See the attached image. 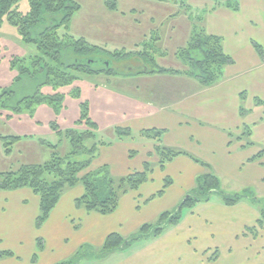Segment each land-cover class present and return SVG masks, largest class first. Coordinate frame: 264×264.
Here are the masks:
<instances>
[{
    "label": "crops",
    "instance_id": "obj_1",
    "mask_svg": "<svg viewBox=\"0 0 264 264\" xmlns=\"http://www.w3.org/2000/svg\"><path fill=\"white\" fill-rule=\"evenodd\" d=\"M238 1L236 11L221 6L208 10L206 17L208 33L222 37L223 50L232 59L224 67L219 81L205 86L180 72L113 75L108 77L118 81L122 79L121 83L127 81V92L123 90L126 95L117 98L115 94L103 93L88 101V113L97 130L114 125L113 121L97 117V111L103 108L112 112V108L118 107L120 118H127L119 122H131L138 131L163 130V143L167 147L185 150L206 162L219 177L221 188L227 192H241L264 180V58L257 55L252 45L256 42L264 51V2ZM120 17L111 19L117 21ZM149 20H153L152 17ZM90 26L97 28L92 22ZM79 36L86 38L83 34ZM168 69L177 70L174 67ZM108 98L114 99L112 108L101 102ZM241 105L243 112H240ZM146 150L152 154V144H148ZM123 154L126 156L127 153ZM143 161L135 167L139 168L137 170L146 162ZM153 170H157L161 178L155 181L151 175L138 189L121 195L117 209L111 214L101 215L77 208L74 206L77 196L71 198L68 203L70 209L63 214L64 221L58 223L60 230H67V245L73 243L76 248L81 242L92 240H98L102 245L105 236L111 232L125 237L130 231L129 225L137 228L176 206L193 187L195 176L206 169L191 157L181 154L163 168L159 167L158 158H154ZM165 177L171 178V184L162 195L150 199L162 188ZM152 186L156 188L152 189ZM27 190H0V251L9 249L14 254L16 252L3 242L9 231L12 235L23 236L25 228L28 235L32 229L35 212L29 213L32 217L29 227L24 225V212L29 201L35 198L32 195L18 196ZM36 200L37 204L38 198ZM59 204L60 199L41 226L51 242L59 230H49V223ZM141 212L148 216H140ZM138 217L140 219L135 221ZM259 217V207L246 199L224 205L215 196L185 210L180 222L160 236L113 252L102 261L107 264H260L258 261L248 263L244 256L248 246L257 242L256 253L260 261L264 257V222L257 228V237L247 232L248 227L256 226ZM31 237L35 245L36 237L34 234ZM17 241L21 244V239ZM34 245L32 252L35 251ZM30 257L22 260L15 254V257L1 258L0 264H31Z\"/></svg>",
    "mask_w": 264,
    "mask_h": 264
},
{
    "label": "rangeland",
    "instance_id": "obj_2",
    "mask_svg": "<svg viewBox=\"0 0 264 264\" xmlns=\"http://www.w3.org/2000/svg\"><path fill=\"white\" fill-rule=\"evenodd\" d=\"M74 1L80 5V9L71 19L69 25L71 34L77 37L83 34L87 41L108 51L148 52L158 66L174 67L179 71H186L188 68L184 61L186 56L184 49L191 40L194 31L199 32L204 29L207 34H210L207 30L208 20L206 19L208 10L221 6L226 7L224 5L226 0H114L116 10H109L106 7L105 0ZM235 1L239 8L238 0H230V4L233 5ZM263 2L264 0H258V3ZM19 9L22 12L27 11L28 2L26 0L20 1ZM114 16H122L123 18L120 17L117 21L116 19L114 21L111 19ZM151 17L153 20L150 21ZM90 22L97 28L90 26ZM132 37H136V39L133 40ZM220 38L222 40V48H224L223 39L222 37ZM35 55H39L35 46L22 42L16 28L7 21L3 22L0 26V173L16 171L21 165L25 164L44 163L50 159L53 151L60 155L68 154L70 142L65 137L66 130L83 131L87 129L84 123H76L80 117V103H88L89 100H93V97H99L103 93L115 94L118 98L124 94L123 90L126 93L128 89L127 81L124 84L121 83L122 79L119 81L118 79H110L106 74L78 75L74 73L79 76L78 79H75L69 85L59 87L44 84V73H37L34 77L25 76L17 80L16 77L19 72L16 68H11L13 60L15 58L19 60L25 59V64L28 66L30 57ZM120 58L119 60H112L113 66L117 67L119 65L120 67L121 65L124 68L125 65H128L131 67L130 63L132 60H139L129 56ZM15 66H18V64H15ZM76 89H79L78 98L73 96V91ZM35 93L44 95L60 93L63 95L60 110L55 111L52 106L47 104H38L34 105V110L31 113L29 110H24L19 114L13 113V107L21 105L23 101L20 102V100L24 96H31ZM113 98L103 99L101 102H106L109 105L108 108H112L111 102L114 100ZM23 105H21V108H23ZM97 112L98 114H95L97 117H101L105 121H113L114 125L103 128V130H96L95 138L85 142L87 148L95 146V157L87 170L93 171L106 166L111 178L117 182L120 178L139 169L135 167L144 159V161L151 164L152 172L150 173V178L153 175V178L156 179L155 181H158L161 177H159L157 170H153L154 158L158 157L154 150L152 154L147 153L148 151L146 150L148 144H152L154 148L156 142L153 139L144 137L141 134L142 130H135L133 123L130 122V124L128 121L119 122L121 121L120 119L126 120L127 118H120L121 110L118 107L112 108V112L110 110L105 111L103 108ZM107 112L109 113L107 114ZM110 117H113L112 120ZM3 136L21 137L13 144L7 145L10 148V153L5 152L4 141L1 140ZM160 144L167 147L163 143L162 136ZM51 145H54L55 148H52ZM123 152L127 153L126 156ZM82 157L84 156L80 155L79 159ZM140 167H142V164ZM205 171L207 172V169ZM82 173L80 176L83 175ZM200 175L195 176L194 185L189 189L188 193H194L196 178ZM168 178L171 180L170 177ZM155 188L156 186H152V189ZM247 188L249 189L248 192L251 191L250 195H256L264 200V180ZM22 189L27 190L29 188ZM29 190L18 193L20 194L18 196L32 195L35 198V200L31 199L29 201V205L27 204V207H25L28 209L24 212L25 221H23L27 227L30 226L32 218L29 213L35 212L34 224L29 235L26 233V228L23 236L12 235L9 231V235L3 241L9 245V248L13 247L15 249L16 255H19L22 260L31 256V264H57L72 259L79 247L84 244L87 248L80 254L82 258L77 264H107L102 261L103 259H94L92 257L101 247L98 240H92V242L83 241L75 248V246H72L73 243L67 245V230H60L58 226L59 222L64 221L63 214L70 209L68 205L70 199L76 196L79 197L83 192L82 185L63 191L56 215H52L53 217H51L49 223V230H59L57 231L56 239L52 242L46 230H42L41 227H34L36 216L39 213V198ZM188 193L185 194L182 200L188 196ZM37 198L38 203L36 204ZM176 206L167 210H171ZM140 216L147 217L148 214L141 212ZM139 219L138 217L135 221ZM155 221L156 218L149 221V223H154ZM131 225H129L128 229L130 231L125 237L134 233L139 227L136 228ZM18 232H21V230H18ZM33 234L36 237L35 245L32 244L34 238L31 236ZM37 238L41 239L44 250L38 249ZM19 239H21V244H18L17 240ZM261 241L259 240V242ZM256 244L258 243L255 242L248 246L244 256L248 258V263L258 261L260 264H264V257L260 261V257L256 253V249H258ZM32 245H34V252H32ZM15 254L13 252V257H15ZM34 255H36V259L38 258L37 262L34 260L35 263L32 261ZM240 256L234 255L233 257Z\"/></svg>",
    "mask_w": 264,
    "mask_h": 264
},
{
    "label": "trees",
    "instance_id": "obj_3",
    "mask_svg": "<svg viewBox=\"0 0 264 264\" xmlns=\"http://www.w3.org/2000/svg\"><path fill=\"white\" fill-rule=\"evenodd\" d=\"M22 0H0V26L7 21L16 28L22 42L35 46L39 55L30 57L28 66L25 59L15 58L11 64L12 69H17L19 74L17 80L22 77H34L37 73H44V84H50L53 87H59L71 84L78 75L106 74L128 75L131 73H161L173 72L184 73L195 78L201 85L209 86L223 76V69L232 62L229 55L225 54L222 48V40L219 36L207 34L204 29L199 32L194 31L191 40L184 49L186 52L187 65L186 71H179L159 67L152 55L146 52L133 51H108L96 44H92L85 38L74 36L69 32V25L74 14L80 9V5L74 0H26L28 9L25 12L20 11L19 3ZM106 7L109 10H116L114 0H105ZM226 7L236 11L238 4H230L226 0ZM257 55L263 59L264 51L256 42H252ZM129 56L138 58L132 60L129 67L125 65L113 66L112 60H119L120 57ZM24 63V64H23ZM108 63V65H106ZM18 64V66H15ZM138 66V67H137ZM73 96L79 97V89L73 91ZM63 95L54 94H33L24 96L20 102L21 105L13 107V113L19 114L24 110L31 113L34 105L47 104L52 106L55 111L60 110ZM80 117L76 123H84L87 129L83 131L66 130L65 137L70 142V151L66 155H60L52 152L48 161L41 164L21 165L16 171L0 173V190L11 191L21 188H29L39 198V213L35 219V227L40 228L49 217L51 211L57 205L63 191L80 184L83 186L82 194L74 199V205L77 208H83L88 212H97L101 215L113 213L118 206L121 195L138 189L140 185L147 182L152 172L151 164L144 162L140 170H136L127 176L120 178L117 182L109 175L106 166L96 170L88 171L92 159L95 157V146L87 148L85 142L95 138L97 125L89 117L88 103H80ZM244 109L241 105L240 112ZM57 131V129H56ZM141 134L153 139L154 152L158 157L160 168L178 155H187L195 162L207 169L196 178L194 193H188L180 203L171 210L161 212L154 223H143L138 229L127 237H123L118 232L107 234L99 250L92 257L94 259H104L113 252L126 249L133 244L147 241L160 236L168 228L177 225L187 209H191L197 203L210 201L213 197H218L224 205H233L243 199L250 201L260 209V217L256 226L248 227L253 237L258 235L257 228L264 222V203L263 199L256 195H250L248 188L241 192H227L221 188L219 177L209 169V165L188 154L185 151L165 147L160 144L163 130L146 129ZM20 136H3L5 152L10 153L7 145L18 141ZM55 148L54 145H51ZM83 155L81 159L79 156ZM83 172V173H82ZM83 174L80 176V174ZM171 184L167 177L164 179L162 188L156 192L154 198L163 194L164 190ZM38 249H43L41 239L37 238ZM87 247L83 244L75 253V256L69 261H62L57 264H77L81 260L80 254ZM10 250L0 251V259L13 257ZM213 259V257H211ZM36 260L34 255L32 261Z\"/></svg>",
    "mask_w": 264,
    "mask_h": 264
},
{
    "label": "water",
    "instance_id": "obj_4",
    "mask_svg": "<svg viewBox=\"0 0 264 264\" xmlns=\"http://www.w3.org/2000/svg\"><path fill=\"white\" fill-rule=\"evenodd\" d=\"M106 65H108V63H106Z\"/></svg>",
    "mask_w": 264,
    "mask_h": 264
}]
</instances>
